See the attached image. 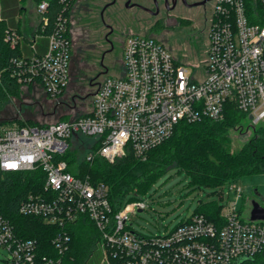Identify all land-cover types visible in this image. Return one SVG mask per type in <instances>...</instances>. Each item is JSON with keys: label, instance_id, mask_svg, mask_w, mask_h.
Instances as JSON below:
<instances>
[{"label": "built area", "instance_id": "built-area-1", "mask_svg": "<svg viewBox=\"0 0 264 264\" xmlns=\"http://www.w3.org/2000/svg\"><path fill=\"white\" fill-rule=\"evenodd\" d=\"M256 1L258 12L248 0H214L202 64L179 60L159 38L133 33L123 43L119 73L98 79L86 114L0 126V191L8 175L42 172L40 186L28 191L19 214L62 228L52 240L59 257L39 263L37 241L19 237L0 216V246L10 252L11 264H61L71 243L65 227L83 217L97 229L96 249L106 264H255L264 251V221L246 219L236 202L227 203L216 219L197 213L168 234L143 235L128 225L131 214L146 209L143 201L113 205L107 185L74 176L63 156L72 146L83 148L81 138H92L87 161L100 157L113 164L129 153L146 160L178 125L222 121L229 105L254 127L264 122V0ZM78 2L59 0L63 9L50 34L35 33L30 53L13 61L11 75L23 92L41 86L54 99L67 90ZM48 6L46 1L37 6L43 27ZM39 37L47 41L43 53L36 46ZM24 38L12 30L5 39L15 49ZM229 189L238 199L240 189Z\"/></svg>", "mask_w": 264, "mask_h": 264}, {"label": "trees", "instance_id": "trees-1", "mask_svg": "<svg viewBox=\"0 0 264 264\" xmlns=\"http://www.w3.org/2000/svg\"><path fill=\"white\" fill-rule=\"evenodd\" d=\"M31 1L36 3V6L43 1L49 4L44 13L49 20L48 25L43 27L42 22H39L36 29V34L46 37L52 31L63 8L59 0ZM24 2L25 0H0V104L9 95L18 96L23 92V85L11 74L13 61L26 58L27 53L21 48V44L11 49L5 38L6 34L12 30L21 34L19 21L17 22L16 19L25 11V8L23 6L18 8L17 5ZM248 3L250 5L251 1L248 0ZM28 87L31 89L32 83ZM65 92L60 96H63ZM241 120H245V115L229 105L222 121L182 123L178 125L170 139L148 153L146 160H140L129 153L118 158L113 164L100 157H95L93 161L85 159L82 162L77 151L82 149L80 145L72 146L63 159L69 164V171L74 176L89 177L94 183L107 185L111 202L116 206L127 203L126 196L130 193L135 196L147 193V190L161 176L172 171L186 172L192 177L193 182L200 186H230L246 177L264 174L263 127L257 129L239 150L233 149V139L227 130ZM18 125L26 126L24 122ZM80 140L83 141L82 138ZM84 145L86 147V143ZM97 148L96 145L93 150ZM89 149L92 151V147ZM39 178H43L42 172L16 173L6 176L0 191V216L12 222L19 237L37 241L36 260L40 263L46 258L59 257L58 251L52 245V240L62 232V228L47 225L39 217L19 214L18 209L25 195L28 191L40 186ZM221 211V207L212 203L208 204L203 211L196 213L216 219L220 217ZM81 229L86 232L80 234ZM65 230L71 237V243L68 251L61 256V264H78V257L84 258L88 254V260L85 263L82 261L84 264H90V257L93 258L100 253L96 249L99 240L97 229L83 217L65 227ZM262 253L256 257L255 264Z\"/></svg>", "mask_w": 264, "mask_h": 264}, {"label": "rangeland", "instance_id": "rangeland-1", "mask_svg": "<svg viewBox=\"0 0 264 264\" xmlns=\"http://www.w3.org/2000/svg\"><path fill=\"white\" fill-rule=\"evenodd\" d=\"M98 0H79L77 3L74 19L75 33L73 44V56L71 62V82L63 96L51 98L45 95L41 86L36 89L22 92L18 96L9 95L0 104V120L8 122L0 123L3 129H8L20 122L26 126L35 125L37 122H55L57 120L69 119L74 113L77 116L86 114L91 104L92 94L95 92V83L100 78L98 72V53L101 43L95 41L96 28L92 23V9ZM251 1L253 7L259 11L256 0ZM23 6L25 11L16 19L24 34L32 39L34 30L40 21L36 3L25 0L18 3L17 7ZM114 10V9H112ZM95 29V30H94ZM194 26L185 25L177 30L158 31V37L172 51L179 60L190 65L202 64L205 59L206 40L200 39ZM133 33L142 31L134 29ZM22 49L29 54V43L22 41ZM120 47L111 58V71L109 75L119 73L116 62L120 60ZM117 64V65H116ZM115 66V68H113ZM76 110V112H75ZM19 118V119H18ZM14 121H9L13 120ZM263 127L264 122L258 126H252L249 119L241 120L233 128L227 131L233 139V149L239 150L244 143L248 142L254 132ZM86 147L91 146L92 138H82ZM77 149L79 159L83 162L90 152L89 148ZM240 189L241 195L231 191L229 185L222 187L200 186L193 182L192 177L186 172H168L161 176L145 194L135 196L128 194L126 202L143 201L146 209L129 216L128 225L133 231L147 236H163L172 232L183 221L190 218L197 211H203L208 204H216L224 208L229 202H236L244 217L250 215L252 202L256 201L264 207V174L246 177L236 183L231 184ZM223 196V197H222ZM197 214V213H196ZM86 232L81 229L80 234ZM98 253V252H97ZM89 254L82 258L78 257L77 263H85ZM91 259V260H90ZM90 264H106L101 253L93 258L90 257ZM10 252L0 246V264H11ZM83 260V261H82ZM82 261V262H81ZM83 263V264H84ZM257 264H264V252L257 261Z\"/></svg>", "mask_w": 264, "mask_h": 264}, {"label": "flooded vegetation", "instance_id": "flooded-vegetation-1", "mask_svg": "<svg viewBox=\"0 0 264 264\" xmlns=\"http://www.w3.org/2000/svg\"><path fill=\"white\" fill-rule=\"evenodd\" d=\"M213 7L214 0H98L92 9V23L97 26L94 40L101 43L98 53L100 77L111 71L109 65L118 44L121 45V56L116 63H121L123 43L134 29L158 37V31L190 25L197 29L200 39L207 41Z\"/></svg>", "mask_w": 264, "mask_h": 264}, {"label": "water", "instance_id": "water-1", "mask_svg": "<svg viewBox=\"0 0 264 264\" xmlns=\"http://www.w3.org/2000/svg\"><path fill=\"white\" fill-rule=\"evenodd\" d=\"M15 119L13 120H9V121H14ZM3 122H8L7 120L5 121H1L0 120V123H3ZM139 212H142V211H139ZM250 219L251 220H261V221H264V207L261 206L258 202L256 201H253L252 202V206H251V211H250ZM252 260V259H250Z\"/></svg>", "mask_w": 264, "mask_h": 264}, {"label": "crops", "instance_id": "crops-1", "mask_svg": "<svg viewBox=\"0 0 264 264\" xmlns=\"http://www.w3.org/2000/svg\"><path fill=\"white\" fill-rule=\"evenodd\" d=\"M18 19V18H17ZM17 21V20H16ZM18 22V21H17ZM39 24V23H38ZM33 28H35V30H34V36H35V33H36V29H37V26L36 27H33ZM20 31H21V35L23 36V37H25L24 39H23V41H26V42H30V39L24 34V32H23V30H22V28L20 27ZM32 39H33V37H32ZM38 41H37V49H38V51L40 52V53H43L44 51H45V49H46V45H47V41H46V39L45 38H42V37H39L38 39H37ZM44 44H43V43Z\"/></svg>", "mask_w": 264, "mask_h": 264}]
</instances>
